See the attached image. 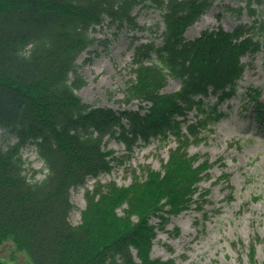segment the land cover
Wrapping results in <instances>:
<instances>
[{"label": "trees", "instance_id": "1", "mask_svg": "<svg viewBox=\"0 0 264 264\" xmlns=\"http://www.w3.org/2000/svg\"><path fill=\"white\" fill-rule=\"evenodd\" d=\"M143 1L164 10V31L158 46L134 48L135 77L125 97L126 104H150L141 115L84 105L74 93L82 80L69 82L77 57L92 43V26L108 17L137 28V0H0V128L16 139L0 146V243L11 241L33 264H173L150 257L156 229L199 202L194 195L208 165L188 156L190 138L223 115L217 104L234 95L241 58L256 54L260 41L242 26L186 41V28L214 0ZM262 2L246 0L249 13ZM169 78L181 86L162 94ZM210 95L217 98L213 106L204 102ZM191 110L197 119L184 133L181 124ZM171 136L177 145L161 171L146 169L127 187L96 182L85 190L80 223L69 222L70 189L112 169L106 137L130 152L138 140L165 143ZM30 143L47 168L34 183L24 175L20 154Z\"/></svg>", "mask_w": 264, "mask_h": 264}, {"label": "rangeland", "instance_id": "2", "mask_svg": "<svg viewBox=\"0 0 264 264\" xmlns=\"http://www.w3.org/2000/svg\"><path fill=\"white\" fill-rule=\"evenodd\" d=\"M254 7L257 10L254 18L264 25V3ZM240 8H245V0H216L187 29L185 38L193 39L203 30L232 31L239 25L250 26L253 18L244 9L242 13L236 11ZM133 13L141 30L116 27L107 19L92 30L93 44L76 60L75 75L84 82L76 94L84 104L115 112L138 109L136 101L126 105L123 94L134 79L133 46L149 41L159 44L163 28L158 10L139 6ZM200 22L207 24L196 31L193 26ZM242 62L245 70L236 96L219 105L225 115L215 125L204 129L200 140L193 141L187 148L191 159L196 157L198 162L210 163L194 195L197 198L200 194L199 205L192 204L185 212L170 216L156 229L152 258L169 259L173 264H264V43L254 57H245ZM73 78L71 75L70 80ZM179 87L178 81L169 80L163 93H172ZM252 89H258L257 97H253ZM213 102L215 98H210V104ZM260 108L262 112L258 114ZM194 118L195 112H190L188 120ZM13 143V136L0 129V146L5 149ZM138 144L128 155L119 141H106L105 151H111L110 157L117 159L112 162L109 173H101L96 179L88 178L84 187L71 189L73 209L69 221L72 225L80 222L85 189H92L96 181L126 187L135 179L144 178L146 169L161 171L168 159V150L175 146L173 139L166 144L156 140L147 146ZM21 155L26 162V177L32 182L42 180L47 170L35 146L27 145ZM31 170L36 171L33 179ZM225 175L229 176L228 183ZM118 213L121 214V210ZM150 222L157 224L159 220L152 218ZM251 244H254L252 261L248 257ZM12 251L10 245L0 244V264H32L25 252L9 257Z\"/></svg>", "mask_w": 264, "mask_h": 264}, {"label": "bare ground", "instance_id": "3", "mask_svg": "<svg viewBox=\"0 0 264 264\" xmlns=\"http://www.w3.org/2000/svg\"><path fill=\"white\" fill-rule=\"evenodd\" d=\"M205 24H207L206 22H200L195 24L193 27L195 28L196 31H201L203 28H205Z\"/></svg>", "mask_w": 264, "mask_h": 264}]
</instances>
